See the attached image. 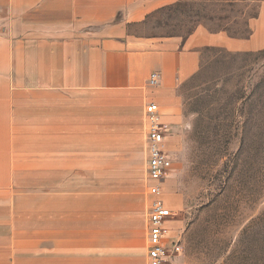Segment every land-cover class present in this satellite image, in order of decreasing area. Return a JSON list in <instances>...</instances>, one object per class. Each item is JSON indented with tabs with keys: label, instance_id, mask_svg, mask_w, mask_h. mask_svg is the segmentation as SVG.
<instances>
[{
	"label": "rangeland",
	"instance_id": "rangeland-1",
	"mask_svg": "<svg viewBox=\"0 0 264 264\" xmlns=\"http://www.w3.org/2000/svg\"><path fill=\"white\" fill-rule=\"evenodd\" d=\"M263 4L179 2L155 14L141 34L185 39L203 27L243 39ZM157 76L155 85L147 82L151 91ZM38 90L36 68L0 73V264H17V253L37 258L40 215L54 205L66 220L58 232L71 231L70 241L84 245L87 230L103 248L146 244L152 196L144 132L129 114L124 126L101 95L92 107L84 93ZM163 113L172 118L165 138L173 166L162 198L172 200L174 188L183 203L169 212L178 223L177 256L185 264H264V48H203L197 71L175 88ZM110 123L118 132L108 133ZM125 132L126 141H118Z\"/></svg>",
	"mask_w": 264,
	"mask_h": 264
},
{
	"label": "crops",
	"instance_id": "crops-1",
	"mask_svg": "<svg viewBox=\"0 0 264 264\" xmlns=\"http://www.w3.org/2000/svg\"><path fill=\"white\" fill-rule=\"evenodd\" d=\"M184 1L190 0H0V73L36 68L39 95L84 93L92 97V107L94 95H101L102 105L108 112L118 111L124 126L130 115L131 125L139 135L144 132V140L143 106L156 104L161 122L170 127L172 118L163 109L174 99L175 88L197 71L203 48L233 52L264 48V4L259 19L250 24V34L243 39L210 34L203 27L185 39L141 34L155 14ZM153 73L159 75V84L151 91L146 85ZM107 128L110 134L118 132L115 126ZM123 134H116L118 141H126L127 134ZM143 144L146 158L145 140ZM171 144L166 139L169 152ZM164 189L165 182L162 193ZM173 191L172 200L165 203L162 193L160 199L168 212L176 214L183 203L178 190ZM40 219L37 258L29 257V252L17 253V264H148V224L146 244L103 248L94 245L93 233L87 230L84 245L69 240L71 231H65L63 237L57 223L66 220L58 215L55 205L45 207ZM174 223L178 224L166 222L164 245L178 235ZM184 261L179 255L168 264Z\"/></svg>",
	"mask_w": 264,
	"mask_h": 264
},
{
	"label": "built area",
	"instance_id": "built-area-1",
	"mask_svg": "<svg viewBox=\"0 0 264 264\" xmlns=\"http://www.w3.org/2000/svg\"><path fill=\"white\" fill-rule=\"evenodd\" d=\"M158 76L153 73L149 84L155 85ZM146 135V176L148 193L154 197L149 206L148 217V264H167L177 254L182 253L179 241L170 239L167 245L162 243L167 234L166 222L171 214L164 208L160 199L162 185L170 175L173 162L170 152L166 149V125L161 122L158 107L149 103L144 108Z\"/></svg>",
	"mask_w": 264,
	"mask_h": 264
}]
</instances>
